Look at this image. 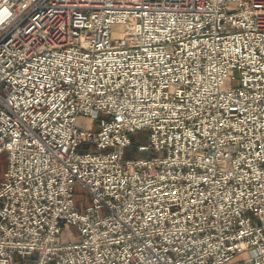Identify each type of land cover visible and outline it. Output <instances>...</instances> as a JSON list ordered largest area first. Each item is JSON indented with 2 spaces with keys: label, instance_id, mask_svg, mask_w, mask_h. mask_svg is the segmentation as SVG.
I'll use <instances>...</instances> for the list:
<instances>
[{
  "label": "built area",
  "instance_id": "2783aa9c",
  "mask_svg": "<svg viewBox=\"0 0 264 264\" xmlns=\"http://www.w3.org/2000/svg\"><path fill=\"white\" fill-rule=\"evenodd\" d=\"M3 151L0 264H264V0H0Z\"/></svg>",
  "mask_w": 264,
  "mask_h": 264
},
{
  "label": "rangeland",
  "instance_id": "374dc122",
  "mask_svg": "<svg viewBox=\"0 0 264 264\" xmlns=\"http://www.w3.org/2000/svg\"><path fill=\"white\" fill-rule=\"evenodd\" d=\"M81 125H84L86 123V120H80L79 122ZM132 139V145L131 147L122 149L121 157H141V156H157L162 155V152L150 150L149 152L146 151H140L138 150V146L141 144H146V132L145 131H138L135 134L131 136ZM7 165V152L3 151L0 152V180L2 179L3 172L6 169ZM74 203L75 206L79 211H83L85 206L88 204V194L86 191L79 186H75L74 188ZM69 229L72 231L74 236L78 235V232L74 226H70ZM244 256V254L238 255L235 257V260L241 259Z\"/></svg>",
  "mask_w": 264,
  "mask_h": 264
}]
</instances>
